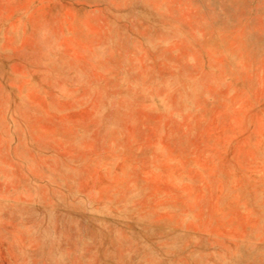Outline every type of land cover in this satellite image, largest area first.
I'll use <instances>...</instances> for the list:
<instances>
[{"label":"rangeland","instance_id":"obj_1","mask_svg":"<svg viewBox=\"0 0 264 264\" xmlns=\"http://www.w3.org/2000/svg\"><path fill=\"white\" fill-rule=\"evenodd\" d=\"M0 264H264V0H0Z\"/></svg>","mask_w":264,"mask_h":264}]
</instances>
